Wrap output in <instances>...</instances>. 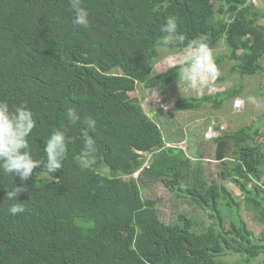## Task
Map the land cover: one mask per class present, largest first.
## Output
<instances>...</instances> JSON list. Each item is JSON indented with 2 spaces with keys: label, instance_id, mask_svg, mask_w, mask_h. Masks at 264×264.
<instances>
[{
  "label": "trees",
  "instance_id": "16d2710c",
  "mask_svg": "<svg viewBox=\"0 0 264 264\" xmlns=\"http://www.w3.org/2000/svg\"><path fill=\"white\" fill-rule=\"evenodd\" d=\"M84 7L88 29L73 26L69 0H0V100L10 107L26 102L34 113L35 159L45 158L53 131L70 137L55 180L42 166L26 182L0 170V264H264V233L256 235L240 215L241 208L255 209L264 226V123L213 140L219 182L207 184L199 181L200 170L187 173L184 150L164 142L141 106L144 95L132 96L139 86L147 91L179 80L180 65L155 71L161 48L184 51L162 39L169 17L185 44L199 35L213 51L223 44L225 53L214 54L219 70L227 67L239 78L264 75V10L251 0H84ZM240 94L238 86L183 98L173 109H217ZM69 107L81 117L71 126ZM88 116L97 121L92 166L75 159ZM140 170L211 223L196 226L185 215L163 223L156 201L142 198L134 177ZM14 185L27 189L16 198L26 211L15 216L6 197ZM220 200L235 216L228 228ZM232 257L237 260H224Z\"/></svg>",
  "mask_w": 264,
  "mask_h": 264
},
{
  "label": "rangeland",
  "instance_id": "374dc122",
  "mask_svg": "<svg viewBox=\"0 0 264 264\" xmlns=\"http://www.w3.org/2000/svg\"><path fill=\"white\" fill-rule=\"evenodd\" d=\"M251 1L264 10V0ZM160 52L161 58L155 65L156 73L181 64L184 51L169 52L167 48H161ZM213 52L223 54L225 47L220 43ZM226 73L227 67H224L220 70V75L209 81L207 87L202 90L190 89L178 80L175 84L163 85L147 91L139 86L137 91L132 93L134 97L144 95L141 106L147 116L160 127L167 146L179 147L185 151L190 160V170L187 173L200 170L199 181L205 179L203 181L207 184L219 182L220 163L216 161V146L213 140L254 121L264 123V75L239 78L236 74ZM238 86L241 89L239 97L224 101L217 109H213L212 104L204 105L198 111L178 112L173 109L180 99L221 93ZM249 96L255 97L257 103H249L247 99ZM238 100L241 102L239 106L236 103ZM162 105H167V108ZM99 172L103 175L107 174L105 168H100ZM134 177H137L142 198L156 201L159 218L163 223H174L178 215H185L200 227H207L211 223L206 213L191 202L170 193L158 178L149 175L144 170H140ZM225 185L231 188L230 191L235 193L234 195L239 194L236 187L229 183ZM219 207L223 224L228 228L235 223V216L231 209L225 206L223 200L219 201ZM240 215L256 235L264 233V226L258 221V212L255 209L241 208ZM224 260L232 262L237 258H225ZM262 263L259 261V264Z\"/></svg>",
  "mask_w": 264,
  "mask_h": 264
},
{
  "label": "clouds",
  "instance_id": "9594fccd",
  "mask_svg": "<svg viewBox=\"0 0 264 264\" xmlns=\"http://www.w3.org/2000/svg\"><path fill=\"white\" fill-rule=\"evenodd\" d=\"M69 6L73 13L72 24L74 27L88 29L90 26L89 13L84 7V0H69ZM164 35L162 39L171 45L183 46L184 54L178 71V78L190 89H204L209 81L220 75V70L215 61L212 48L208 38L199 35L185 44L186 36L178 30L175 19L169 17L166 23L160 28ZM248 102L256 104L257 99L249 96ZM237 106L240 105L238 100ZM167 108V105H162ZM67 124L75 125L81 121V117L75 108L69 107L66 110ZM85 125L82 129L83 146L76 160L85 166H92L96 163V140L90 133L96 132L97 121L91 117H85ZM36 127L34 113L26 102L10 107L9 103L0 100V170L13 177L18 176L21 181L26 182L33 175L37 168L43 167L46 175L52 180V175L57 170L63 169V162L68 155V144L70 137L66 130L57 129L53 131L44 142V159H35L29 144V137ZM58 180H56L57 182ZM26 188L14 185L7 191V199L14 201L8 213L15 216L26 211V202H18L17 196Z\"/></svg>",
  "mask_w": 264,
  "mask_h": 264
}]
</instances>
